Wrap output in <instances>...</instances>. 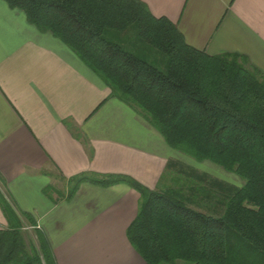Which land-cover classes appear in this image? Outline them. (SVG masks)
<instances>
[{
  "label": "crops",
  "instance_id": "1",
  "mask_svg": "<svg viewBox=\"0 0 264 264\" xmlns=\"http://www.w3.org/2000/svg\"><path fill=\"white\" fill-rule=\"evenodd\" d=\"M139 1L191 47L239 55L264 75V0ZM176 154L61 39L0 0V232L34 229L57 264H146L128 237L139 191L84 181L71 196L74 179L126 176L182 194ZM193 188L187 195L198 202Z\"/></svg>",
  "mask_w": 264,
  "mask_h": 264
},
{
  "label": "trees",
  "instance_id": "2",
  "mask_svg": "<svg viewBox=\"0 0 264 264\" xmlns=\"http://www.w3.org/2000/svg\"><path fill=\"white\" fill-rule=\"evenodd\" d=\"M30 24L51 33L109 88L139 110L168 146L241 178L227 192L223 215L198 211L178 193L151 190L130 177H78L107 187L127 183L141 194L129 241L146 264H264V75L239 55L210 56L186 43L177 26L155 18L139 0H4ZM137 28L138 54L117 41ZM148 44L165 70L146 60ZM184 166L183 176L200 171ZM186 170H190L186 172ZM0 190V202L2 201ZM21 229L0 232V264H57L38 233L40 252L26 251Z\"/></svg>",
  "mask_w": 264,
  "mask_h": 264
},
{
  "label": "rangeland",
  "instance_id": "3",
  "mask_svg": "<svg viewBox=\"0 0 264 264\" xmlns=\"http://www.w3.org/2000/svg\"><path fill=\"white\" fill-rule=\"evenodd\" d=\"M117 41L123 43L126 47H129V49L135 51L137 54L139 50H141L138 42H136L138 41L136 27L131 28L125 34H119L117 36ZM144 45L148 47L145 49L146 51H144L146 54V60L153 62V64L161 70H165V64L168 61L167 57L148 44L144 43ZM176 153L177 158L181 159L179 165H192L195 169L197 168V170L200 171V176H204L200 179L199 177L197 179L188 176L181 177L182 181H184V188L182 189V194L179 196H182L188 205H191L192 203H190V201L193 200V204L195 205L194 208H198L201 212H206L216 217L223 215L226 208V200L224 201V198L227 196L226 193L230 191L236 192L239 187L243 186V180L237 175L226 171L212 162L205 161L200 163L184 153L178 151H176ZM168 177L170 180L173 179L170 178V176H167V178ZM179 181L180 179L177 180V184ZM188 181L193 182V184ZM192 186L194 187L192 191L199 196L198 202L195 201V199L188 197L189 194L187 195V191ZM33 231L35 230H32L31 228L24 230L25 234L22 237V240L26 246L27 252H32V247H36L40 252L38 234H35ZM255 260L260 264L261 258H256Z\"/></svg>",
  "mask_w": 264,
  "mask_h": 264
}]
</instances>
